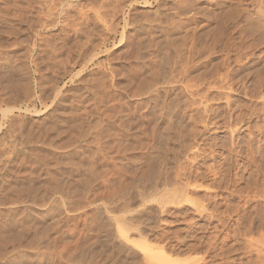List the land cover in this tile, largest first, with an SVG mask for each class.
<instances>
[{"label":"rangeland","instance_id":"rangeland-1","mask_svg":"<svg viewBox=\"0 0 264 264\" xmlns=\"http://www.w3.org/2000/svg\"><path fill=\"white\" fill-rule=\"evenodd\" d=\"M261 12L0 0V264H264Z\"/></svg>","mask_w":264,"mask_h":264},{"label":"bare ground","instance_id":"bare-ground-1","mask_svg":"<svg viewBox=\"0 0 264 264\" xmlns=\"http://www.w3.org/2000/svg\"><path fill=\"white\" fill-rule=\"evenodd\" d=\"M145 1H146V0H145ZM192 8H193V7H192ZM187 9H189V8H187ZM189 10H190V9H189ZM261 13H263V12H261ZM257 14H259V13H257ZM263 15H264V13H263ZM259 17H261V15H259ZM256 18H258L257 15H256ZM259 19H261V18H259ZM261 22H262V21H261ZM263 26H264V25H263ZM228 60H229V59H228ZM243 67H244V66H243ZM242 69H243V68H242ZM170 73H171V72H170ZM170 73H169V74H170ZM165 74H166V73H165ZM163 75H164V74H163ZM165 76H166V75H165ZM163 77H164V76H163ZM166 78H168V76H167ZM184 78H185V77H184ZM163 90H164V89H163ZM165 91H166V90H165ZM160 92H162V91H160ZM163 92H164V91H163ZM166 92H167V91H166ZM166 92H165V93H166ZM169 93H170V92H169ZM166 94H168V92H167ZM166 96H167V95H166ZM157 98H158V97H157ZM161 99H162V98H161ZM161 99H160V101H161ZM158 100H159V99H158ZM158 100H155L154 103L157 102ZM147 101H148V100H147ZM140 102H141V101H140ZM158 102H159V101H158ZM142 104H143V103H142ZM142 104H141V105H142ZM145 104H146V103H145ZM156 104H157V103H156ZM158 105H159V104H158ZM145 107H146V106H145ZM156 107H157V106H156ZM158 107H159V106H158ZM151 113H152V112H151ZM141 115H142V114H141ZM144 116H145V114H144ZM149 116H150V115H148V117H149ZM145 117H146V116H145ZM145 117H144V119H145ZM128 118H129V117H128ZM164 118H166V117H164ZM151 119H152V118H151ZM154 119H155V118H154ZM154 119H152V120H154ZM167 119H168V117H167ZM147 120H148V119H147ZM143 121H144V120H143ZM149 121H151V120L149 119ZM163 122H164V121H163ZM167 122H169V121H167ZM144 123H146V120H145ZM168 125H169V124H168ZM168 128H169V127H168ZM138 133H139V132H138ZM153 135L155 136V133H154ZM157 137H158V135H157ZM162 137H163V136H162ZM162 137H161V138H162ZM164 137H166V136H164ZM166 138H167V137H166ZM169 138H170V137H169ZM151 139H153V138H151ZM163 139L165 140V138H163ZM163 139H162V140H163ZM166 140H167V139H166ZM166 140H165V141H166ZM155 141H156V139H155ZM151 142H153V141L151 140ZM167 142H168V141H166V143H167ZM154 143H155V142H154ZM156 144H157V143H156ZM163 144H164V143H163ZM168 144H169V143H168ZM168 144H167V145H168ZM144 145H145V144H144ZM153 145H154V144H153ZM150 146H151V145H149V147H150ZM155 146H156V145H155ZM152 148H153V146H152ZM154 148H155V147H154ZM150 149H151V148H150ZM157 150H159V148H157ZM167 150H169V149H167ZM160 151H161V150H160ZM161 152H162V151H161ZM161 152H159V153L157 152V154H159V155H161V156H163V155L165 156V155L167 154V153H166V154H161ZM144 155H145V153H144ZM159 155H158V158H159ZM153 156H154V155H153ZM164 156H163V157H164ZM163 157H162L161 159H165L166 156H165L164 158H163ZM111 159H112V158H111ZM159 160H160V158H159ZM159 160H158V163L160 164ZM165 160H166V159H165ZM165 160H160V161H165ZM156 161H157V160H156ZM156 161H155V162H156ZM161 163H162V162H161ZM150 164H151V161H150ZM164 164H165V163H164ZM154 165H155V164H154ZM162 165H163V164H162ZM157 168H158V167H157ZM159 169H160V168H159ZM179 172H180V171H179ZM176 174H177V173H176ZM180 174H181V173H180ZM182 174H183V173H182ZM195 177H196V176H195ZM177 178L180 179L181 177H177ZM184 178H185V177H184ZM208 178H209V177H208ZM166 179H167V178H166ZM172 179H173V178H172ZM175 180H176V179H175ZM187 185H188V184H187ZM168 186H169V185H168ZM181 187H182V186H181ZM209 188H210V187H209ZM177 189H178V188H176V190H177ZM206 191H207V190H206ZM237 191H238V190H237ZM237 191H236V192H237ZM240 191H241V190H240ZM184 200H187V198H186V199L184 198ZM184 200H182V201H184ZM173 201H176V199L173 200ZM187 201H188V200H187ZM169 202H170V201H169ZM185 202H186V201H185ZM161 254H162V253H161ZM163 255H165V254H163ZM163 258H165V257H163ZM172 259L175 260L174 263H177L178 259L171 258L169 264H170V263H173V260H172ZM163 260H164V259H163ZM166 260H167V257H166L165 260H164V264H166V263H165ZM171 260H172V261H171ZM168 261H169V260H168ZM168 261H167V262H168ZM174 263H173V264H174Z\"/></svg>","mask_w":264,"mask_h":264}]
</instances>
